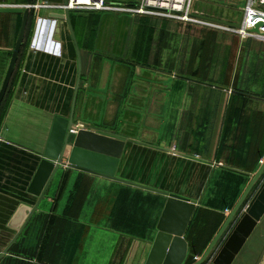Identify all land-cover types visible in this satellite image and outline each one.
<instances>
[{
  "label": "crops",
  "instance_id": "1",
  "mask_svg": "<svg viewBox=\"0 0 264 264\" xmlns=\"http://www.w3.org/2000/svg\"><path fill=\"white\" fill-rule=\"evenodd\" d=\"M236 3L194 0L193 8L221 20L220 7ZM55 12L64 11L30 8L0 106V253L18 233L10 224L18 209L38 201L30 184L54 117L71 114L80 77L75 124L126 140L118 176L195 201L183 237L189 258H200L264 160V41L105 10H72L71 29ZM22 20L23 13L0 12V89ZM54 20L60 53L33 49L35 40L50 39L44 35ZM167 198L62 165L0 264H146ZM257 232L233 264H258Z\"/></svg>",
  "mask_w": 264,
  "mask_h": 264
},
{
  "label": "water",
  "instance_id": "2",
  "mask_svg": "<svg viewBox=\"0 0 264 264\" xmlns=\"http://www.w3.org/2000/svg\"><path fill=\"white\" fill-rule=\"evenodd\" d=\"M33 0H28V4ZM68 0H64L66 4ZM71 11L65 9L63 13L55 12L51 16L66 20L71 26ZM0 12L23 13V20L12 50L10 65L0 89V106L5 97L11 77L13 75L18 55L23 43L28 23L30 8L0 6ZM216 22L231 26L238 24L212 19ZM258 31V26L254 29ZM72 37L79 56V46L72 30ZM80 58V57H79ZM80 87V77L75 88L71 114L69 117L56 115L48 139L47 147L39 167L29 187V192L38 197L34 206L22 205L16 212L11 226L18 233L10 244L0 253V259L9 251L19 234L38 209L41 200L62 165L96 173L114 180L140 186L166 195L167 204L158 224V234L153 243L146 264H233L253 232L258 228L264 217V180L257 183L264 175V160L255 175L249 181L246 189L237 201L222 227L214 237L205 253L198 259L189 258L188 244L183 235L195 208V201L187 197L160 190L148 185L137 183L117 175L118 165L126 144V140L113 133L93 129L72 130L77 93ZM259 185L251 200L246 203L249 192ZM258 264H264L262 255Z\"/></svg>",
  "mask_w": 264,
  "mask_h": 264
},
{
  "label": "built area",
  "instance_id": "3",
  "mask_svg": "<svg viewBox=\"0 0 264 264\" xmlns=\"http://www.w3.org/2000/svg\"><path fill=\"white\" fill-rule=\"evenodd\" d=\"M194 0H140L136 5H116L110 4L107 0H68L67 3L56 4L49 0H43L37 3H30L29 8L65 10V9H87V10H105L120 11L132 14L150 15L155 17H163L172 20H178L184 23L204 26L208 28L218 29L225 32L239 35L241 38H256L264 41V0H247L242 8V18L238 26L226 25L216 22L212 18L203 16L194 11ZM48 32L44 35L50 39L37 41L32 43L33 49H43L60 53L59 43L51 39L55 33L56 21H48ZM47 26V27H48ZM258 26V31L254 29ZM80 129H88L83 123L72 125L74 132ZM196 257L195 259H198Z\"/></svg>",
  "mask_w": 264,
  "mask_h": 264
},
{
  "label": "rangeland",
  "instance_id": "4",
  "mask_svg": "<svg viewBox=\"0 0 264 264\" xmlns=\"http://www.w3.org/2000/svg\"><path fill=\"white\" fill-rule=\"evenodd\" d=\"M247 0H238V3H236V7L227 8L228 5L221 6L220 10L223 12L222 14L219 13L218 15L220 16L221 20L223 21H230L239 23L241 15H242V8L245 6ZM220 20V19H219ZM258 232L259 239L261 241L260 249L261 251V256L264 255V217L262 218L258 228L256 229ZM255 230V231H256ZM260 256V258H261ZM260 260V259H259Z\"/></svg>",
  "mask_w": 264,
  "mask_h": 264
},
{
  "label": "flooded vegetation",
  "instance_id": "5",
  "mask_svg": "<svg viewBox=\"0 0 264 264\" xmlns=\"http://www.w3.org/2000/svg\"><path fill=\"white\" fill-rule=\"evenodd\" d=\"M263 180H264V175L259 179V181H258L257 183L260 185V183H261ZM259 185L254 186V188L249 192V195H248V197H247L246 203H248V202L251 200V198L253 197V195L256 193V191H257ZM261 257H262V256H261ZM260 259H261V258H260Z\"/></svg>",
  "mask_w": 264,
  "mask_h": 264
}]
</instances>
